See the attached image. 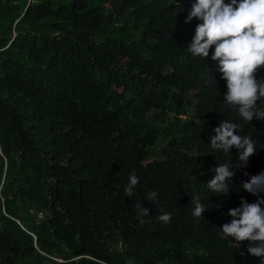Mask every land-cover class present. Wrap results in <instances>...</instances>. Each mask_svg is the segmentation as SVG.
I'll return each mask as SVG.
<instances>
[{"label":"trees","instance_id":"trees-1","mask_svg":"<svg viewBox=\"0 0 264 264\" xmlns=\"http://www.w3.org/2000/svg\"><path fill=\"white\" fill-rule=\"evenodd\" d=\"M194 2L0 0V226L14 229L23 249L3 246L0 264H249L248 242L238 247L221 228L242 200L264 198L242 190L264 172V120L247 122L226 106L218 61L187 51ZM171 53L189 66L187 78L152 63ZM256 75L264 78V66ZM222 120L254 139L246 167L236 169L235 148L210 145L209 154V124ZM225 163L236 175L223 196L207 185ZM133 171L139 183L128 198L119 178ZM192 196L207 209L200 218ZM137 203L150 214L139 217ZM163 212L170 223L157 220ZM102 231L121 250L95 235ZM80 252L92 259L72 260Z\"/></svg>","mask_w":264,"mask_h":264},{"label":"clouds","instance_id":"clouds-1","mask_svg":"<svg viewBox=\"0 0 264 264\" xmlns=\"http://www.w3.org/2000/svg\"><path fill=\"white\" fill-rule=\"evenodd\" d=\"M193 18L198 20L194 37L187 45V51L193 57L218 61L222 79L227 81V93L223 97L226 106L236 109L239 116L247 122L251 123L254 118L264 120V110H259L257 107L258 102L264 99V78L257 79L256 75L257 69L264 66V0H230V2H226V0H195L186 23ZM141 27V25L135 24L130 30L141 31ZM142 34L144 35L143 32ZM146 41H148L147 38ZM150 44L156 52L165 49L158 43ZM152 63L154 66L159 63L166 65L170 68V72H174V67H178L179 73L173 77L177 80L187 78L191 72L189 66L174 53L166 56L159 55L154 58ZM137 80L140 79L135 81ZM220 92H222L221 84ZM193 103L194 100L190 98V104ZM188 116L179 115L177 117L185 120ZM170 117H174V115L171 113ZM134 120H140V118L135 115ZM215 122L209 124L207 134L209 154L211 152L210 145L214 150H222L225 154L231 153L235 148L238 151V161L240 162L236 165V169L246 167L250 157L257 153L254 139L251 136L237 135L240 128L238 123L222 120L215 128ZM185 134L192 136L195 135V131L187 128ZM161 137L164 138L165 143L167 140L165 137ZM150 151L153 155L158 156L161 146L157 148L154 145ZM156 158L153 156L151 160ZM213 171L215 176L208 183V189L223 196L229 194L230 183L236 175V171H233L227 163L220 164ZM119 179L124 183L126 197L130 198L139 183L135 171L131 172L129 177ZM242 190L258 197L264 193V172L251 176L250 181L243 183ZM157 197L156 191H151L148 194V199L152 202H155ZM191 204L194 205L192 215L195 218H200L207 210L198 196H192ZM262 205H264V198L258 199L254 203L242 200L240 207L229 210L228 215L232 217V220L221 228L223 237L232 238L238 247L241 242H248L246 252L252 255L247 257L249 264H264V207ZM135 209L139 217H146L150 214V210L139 203L135 205ZM171 219L172 214L169 212H163L157 217L159 222L165 224L170 223ZM12 220L24 229L17 218L13 217ZM140 222L143 224L144 220L141 219ZM95 235L100 239L107 240L103 231L102 236H99L98 233ZM15 239L14 229L9 226L1 229L0 226V250L4 246L17 251L21 256L23 249L14 246ZM3 241L5 244H2ZM107 241L117 245L121 250L122 243L120 241L117 243ZM82 258L92 259L80 252L72 260Z\"/></svg>","mask_w":264,"mask_h":264},{"label":"rangeland","instance_id":"rangeland-1","mask_svg":"<svg viewBox=\"0 0 264 264\" xmlns=\"http://www.w3.org/2000/svg\"><path fill=\"white\" fill-rule=\"evenodd\" d=\"M158 140H160V141H162V140H163V141H165V140H164V138H162V137H161V138H159ZM155 147H157V148H158V147H159V144H158V143H157V144H155Z\"/></svg>","mask_w":264,"mask_h":264}]
</instances>
